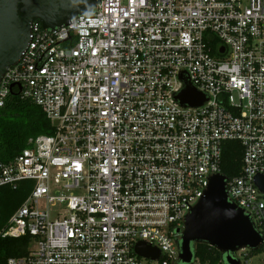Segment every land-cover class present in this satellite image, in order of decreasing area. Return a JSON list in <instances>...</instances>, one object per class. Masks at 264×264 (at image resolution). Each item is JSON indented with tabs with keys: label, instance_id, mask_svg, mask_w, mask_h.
<instances>
[{
	"label": "built area",
	"instance_id": "2783aa9c",
	"mask_svg": "<svg viewBox=\"0 0 264 264\" xmlns=\"http://www.w3.org/2000/svg\"><path fill=\"white\" fill-rule=\"evenodd\" d=\"M186 83L202 106L176 100ZM15 95L53 133L0 158V188L33 184L0 233L31 238L28 254L7 264H180L177 237L228 141L244 149L229 200L264 237V0H97L68 26L35 21L0 109ZM142 242L161 257H140Z\"/></svg>",
	"mask_w": 264,
	"mask_h": 264
},
{
	"label": "water",
	"instance_id": "95a60500",
	"mask_svg": "<svg viewBox=\"0 0 264 264\" xmlns=\"http://www.w3.org/2000/svg\"><path fill=\"white\" fill-rule=\"evenodd\" d=\"M96 7L97 0H0V83L6 72L21 61L35 21L41 22L46 30H54L90 15ZM176 100L192 107L207 101L189 83ZM227 179L223 174L211 176L204 196L189 209L177 237L180 264H191L195 248L202 244L219 251L226 264H241L235 258L241 250L262 249L264 237L251 217L230 202ZM255 184L264 194V175H258ZM136 253L152 260L161 257L158 248L143 242L136 246Z\"/></svg>",
	"mask_w": 264,
	"mask_h": 264
},
{
	"label": "trees",
	"instance_id": "16d2710c",
	"mask_svg": "<svg viewBox=\"0 0 264 264\" xmlns=\"http://www.w3.org/2000/svg\"><path fill=\"white\" fill-rule=\"evenodd\" d=\"M52 133L51 122L42 109L32 101L21 100L15 95L4 108L0 109V158L8 162L26 149L31 139ZM243 153L244 149L239 142L228 141L224 144L221 168L222 174L228 179L240 175ZM32 188V182H23L18 190L0 188V233L23 205ZM30 242L29 237L20 239L0 237V264H7L10 258L26 256ZM263 252L264 248L250 252V255L257 256ZM195 255L202 264L225 262L219 251L204 244L195 248Z\"/></svg>",
	"mask_w": 264,
	"mask_h": 264
},
{
	"label": "rangeland",
	"instance_id": "374dc122",
	"mask_svg": "<svg viewBox=\"0 0 264 264\" xmlns=\"http://www.w3.org/2000/svg\"><path fill=\"white\" fill-rule=\"evenodd\" d=\"M248 255H250V252L248 253ZM249 259H250V264H264V252L257 256L250 255Z\"/></svg>",
	"mask_w": 264,
	"mask_h": 264
}]
</instances>
